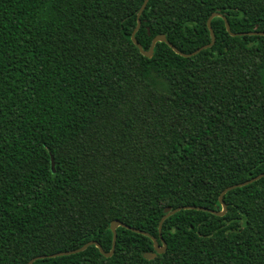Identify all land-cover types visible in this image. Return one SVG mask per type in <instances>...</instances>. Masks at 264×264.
<instances>
[{
    "label": "trees",
    "instance_id": "1",
    "mask_svg": "<svg viewBox=\"0 0 264 264\" xmlns=\"http://www.w3.org/2000/svg\"><path fill=\"white\" fill-rule=\"evenodd\" d=\"M143 3L0 0V264H264V0Z\"/></svg>",
    "mask_w": 264,
    "mask_h": 264
},
{
    "label": "water",
    "instance_id": "2",
    "mask_svg": "<svg viewBox=\"0 0 264 264\" xmlns=\"http://www.w3.org/2000/svg\"><path fill=\"white\" fill-rule=\"evenodd\" d=\"M149 0H144V3L142 4L141 8H140V12L138 14V25L136 27V29L134 30L133 32V35H132V40L134 41V43L136 45H138V47L140 48L141 52L144 53L146 56L148 57H152L153 54H154V49H155V46H156V43L157 42H167L177 53L181 54V55H184V56H192V55H195L197 53H199L200 51H202L203 49H207L211 46H213L216 42V35H215V31L212 27V20L217 17V16H222L221 13H218V12H215L213 13L209 19H208V27L210 29V33H211V37H212V41L209 43V44H206L200 48H198L197 50L193 51L192 53H183L182 51H180L174 44H172L168 39L167 37L164 35V34H160V35H157L154 39H153V42H152V45H151V48L147 51L143 48V46L139 43V41L137 40L136 38V33L137 31L139 30L140 26H141V19H140V16L142 14V12L145 10L147 4H148ZM223 18L225 19V22H226V26H227V30L231 32V27H230V23L228 22L226 16H223ZM233 35H242L243 33H234V32H231ZM253 33H260V34H264V32H253ZM252 34V33H250ZM53 163H54V160H53ZM264 176V173L248 180V181H245V182H241V183H238L236 185H233V186H230L228 187L227 189H225L221 195H220V201L222 203V206H223V209L221 211H217V210H210L211 212L213 213H216L218 215H224L226 214L227 212V204L226 202L224 201V195L231 189L235 188V187H238V186H244V185H247L249 184L250 182H253L261 177ZM187 208H199V209H206L208 210L207 208L205 207H196V206H181V207H177L175 209H171L170 207H167L166 208V215L162 218V221L160 222V236H161V239L163 240V237H162V226H163V222L166 218H168L169 216L177 213L178 211L182 210V209H187ZM119 226H124V227H127V228H131V229H134V230H137V231H140L136 228H133L127 224H125L124 222L120 221V220H113L112 223H111V229L114 233V236H113V248L110 252L106 253L103 249V247L101 246V244L98 242V241H95V240H92L90 241L89 243L83 245L82 247L78 248V249H75V250H69V251H63V252H57V253H53L51 255H49V257H56V256H62V255H67V254H73V253H77V252H81L83 250H85L86 248H88L90 245H97L101 252H103L106 256H112L114 251H115V247H116V243H117V237H118V233H117V228ZM153 240H154V246H155V252H145V257L147 258H155L157 254H160V253H164L167 249V243L163 240V244L160 245L159 242L157 241L156 237L152 236ZM47 257L46 255H41V256H37V257H34L30 260V262L28 264H33L35 260L37 259H40V258H45Z\"/></svg>",
    "mask_w": 264,
    "mask_h": 264
}]
</instances>
